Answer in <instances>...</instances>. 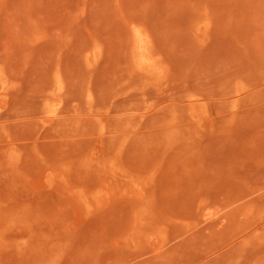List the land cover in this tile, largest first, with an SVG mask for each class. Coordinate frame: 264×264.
<instances>
[{
    "label": "rangeland",
    "instance_id": "rangeland-1",
    "mask_svg": "<svg viewBox=\"0 0 264 264\" xmlns=\"http://www.w3.org/2000/svg\"><path fill=\"white\" fill-rule=\"evenodd\" d=\"M0 264H264V0H0Z\"/></svg>",
    "mask_w": 264,
    "mask_h": 264
},
{
    "label": "bare ground",
    "instance_id": "bare-ground-1",
    "mask_svg": "<svg viewBox=\"0 0 264 264\" xmlns=\"http://www.w3.org/2000/svg\"><path fill=\"white\" fill-rule=\"evenodd\" d=\"M136 50L139 54V60L140 61H146L148 60L147 57L144 55V52L146 50L145 44H144V38L141 35L140 32H136Z\"/></svg>",
    "mask_w": 264,
    "mask_h": 264
}]
</instances>
